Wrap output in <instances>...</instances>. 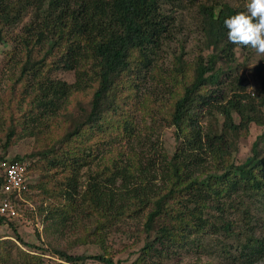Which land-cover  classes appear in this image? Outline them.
Wrapping results in <instances>:
<instances>
[{"label": "trees", "instance_id": "obj_1", "mask_svg": "<svg viewBox=\"0 0 264 264\" xmlns=\"http://www.w3.org/2000/svg\"><path fill=\"white\" fill-rule=\"evenodd\" d=\"M185 1L0 0V46L11 47L0 165L18 160L29 162L28 171L41 169L36 187L28 173V190L38 189L45 203L58 202L61 223L85 207L102 216L90 235L99 236L114 216L145 212L132 264H185V256L194 258L188 264H259L264 130L243 162L231 145V135L248 139L253 126L264 127V62L256 67L255 96L235 75L234 49L248 46L258 18L224 2L200 5L203 46L223 45L222 51H198L190 60L181 50L167 67L162 52L176 38ZM58 71L73 72L75 81L53 78ZM167 128L176 151L153 158L146 149L158 153L153 135ZM28 137L35 150L8 159L9 148ZM3 184L0 166V200ZM21 197L11 196L17 210ZM48 209L40 207L55 222ZM18 218L0 214V228L8 227L13 235L7 236L26 249L13 256L16 243L0 236V264H48L46 256L57 258L54 264L129 260L29 243Z\"/></svg>", "mask_w": 264, "mask_h": 264}, {"label": "rangeland", "instance_id": "obj_2", "mask_svg": "<svg viewBox=\"0 0 264 264\" xmlns=\"http://www.w3.org/2000/svg\"><path fill=\"white\" fill-rule=\"evenodd\" d=\"M218 2L228 3L230 6L240 10L243 14L250 17H257L259 28L254 32L253 37L244 49H234L235 57L240 63L237 73L238 77H244L247 91L255 96V93L260 88V82L255 74L256 67L264 62V0H186L178 12V21L175 26V37L169 45H166L162 52L161 63L164 66L171 67L174 55H179L181 50L188 52V58L193 60L198 51H202L203 55L211 52H221L223 45L215 44L210 49H205L203 46L205 40L203 23L199 13V7L203 4H213ZM20 29V27H19ZM16 29V32L20 31ZM203 47V48H201ZM9 46H0V120L3 122L8 118V109L5 110L8 98L10 97V82L9 74H11L10 65L7 63L6 50ZM200 48L202 50H200ZM53 78H58L73 83L75 81V74L73 72L58 71L53 73ZM5 123V122H4ZM264 130L262 126H253L251 129V136L248 139H239L238 136L231 135V145L233 157L237 162H243L250 154V146L255 140L256 136ZM171 128L163 131L162 135H153L155 148L158 153H154L152 146H148L146 152L151 154L153 158H159L160 155L167 153L170 157L176 151L177 141L175 135L172 134ZM2 135H0L1 137ZM2 142L0 140V155L4 154L2 150ZM35 140L33 138H26L14 143L8 150L6 156L8 159L14 157H25L35 150ZM26 163H29L26 161ZM30 165V164H29ZM84 169L82 173H86ZM36 169L31 168L29 171V182L36 187V184L41 181V174ZM85 176V174H83ZM83 176V177H84ZM84 179V178H83ZM21 201L23 205H19V218L14 220L19 223V233L23 239L29 243L48 244V246L60 248L73 255L86 254L96 255L107 252L112 255L115 260L124 261L123 264H132L137 258L136 255H131L137 244L142 245L139 241L136 243V234H141L145 222V212H135L134 209L130 210V215L125 214L121 218L114 216L112 222H108L107 226L101 231L99 236L90 235V231L98 221H104L102 216L96 213L87 212L85 209L80 208L75 211L72 218L68 219L65 224L61 223L57 214L59 203L52 204L45 203L42 194L38 189H29L27 196H22ZM49 208L50 214L55 217V222H50L45 219L46 215L40 210V207ZM56 210V211H55ZM49 214V213H48ZM13 235V232L3 226L0 228V236L5 239L12 240L16 243L17 247L12 248V255L15 256L19 253V248L25 250L18 241L14 238L7 236ZM48 264H54L52 261H58L57 258L46 256ZM191 259L184 257L185 264L190 263ZM164 264H173L172 262H163ZM93 264V262L89 263ZM264 264V261L259 263Z\"/></svg>", "mask_w": 264, "mask_h": 264}, {"label": "built area", "instance_id": "obj_3", "mask_svg": "<svg viewBox=\"0 0 264 264\" xmlns=\"http://www.w3.org/2000/svg\"><path fill=\"white\" fill-rule=\"evenodd\" d=\"M4 172V184L2 186L3 197L0 200V214L11 218L19 217L16 204L11 196H22L28 190V168L29 164L24 161L10 160L1 163Z\"/></svg>", "mask_w": 264, "mask_h": 264}]
</instances>
